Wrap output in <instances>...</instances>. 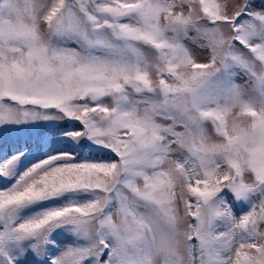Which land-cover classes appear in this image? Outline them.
I'll return each instance as SVG.
<instances>
[{
	"label": "snow or ice",
	"instance_id": "snow-or-ice-1",
	"mask_svg": "<svg viewBox=\"0 0 264 264\" xmlns=\"http://www.w3.org/2000/svg\"><path fill=\"white\" fill-rule=\"evenodd\" d=\"M0 264H264V0H0Z\"/></svg>",
	"mask_w": 264,
	"mask_h": 264
},
{
	"label": "rangeland",
	"instance_id": "rangeland-1",
	"mask_svg": "<svg viewBox=\"0 0 264 264\" xmlns=\"http://www.w3.org/2000/svg\"><path fill=\"white\" fill-rule=\"evenodd\" d=\"M187 46L190 48L192 51L194 57L198 60H203L204 59V53L201 49H199L197 46L191 44V42H186ZM242 82V81H239Z\"/></svg>",
	"mask_w": 264,
	"mask_h": 264
}]
</instances>
